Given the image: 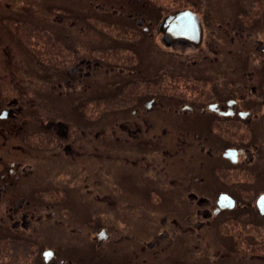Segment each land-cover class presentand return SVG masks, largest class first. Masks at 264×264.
Masks as SVG:
<instances>
[{
  "label": "flooded vegetation",
  "instance_id": "1",
  "mask_svg": "<svg viewBox=\"0 0 264 264\" xmlns=\"http://www.w3.org/2000/svg\"><path fill=\"white\" fill-rule=\"evenodd\" d=\"M263 30L264 0H0L10 262L22 243L47 264H240L245 228L264 260ZM116 205L162 228L106 246L104 228L86 252L52 243L65 218L79 238L85 216Z\"/></svg>",
  "mask_w": 264,
  "mask_h": 264
},
{
  "label": "rangeland",
  "instance_id": "2",
  "mask_svg": "<svg viewBox=\"0 0 264 264\" xmlns=\"http://www.w3.org/2000/svg\"><path fill=\"white\" fill-rule=\"evenodd\" d=\"M38 31V30H37ZM76 32V31H75ZM264 32V30H263ZM77 33V32H76ZM93 31H89L86 34H83L84 37H92L93 36ZM38 37L40 38H45V37H50L51 35L46 34L44 31H38ZM72 35V34H71ZM76 36V35H74ZM62 37V36H61ZM61 44V43H60ZM53 44V48L49 53L47 51V60H49L51 57L57 56L60 57L61 52L58 50L59 43H57L58 46H55ZM38 49L42 50V47H39ZM52 54V55H51ZM59 55V56H58ZM55 58V57H54ZM54 80V79H53ZM40 85L39 82H36V86ZM38 96V95H37ZM38 98V97H37ZM42 163H36V165H41ZM47 167H50L47 164ZM48 172V170H47ZM125 207L124 205H116L112 207H100L99 208V215L96 217L91 216L87 218L86 216L84 217V223L82 225L83 231L82 234L79 235V238L75 236V234H71L72 231L70 229L71 225L73 226L74 223L72 219L69 217L65 218L64 224L62 225V228H60V231L57 233V236L61 237H54L58 239V241H54L52 239V243L55 245L58 244L62 245V247L66 249H70L69 247L73 248L77 244H80L83 246V251L86 252L89 249L92 244L94 246H97V241H95L96 236L100 234L102 229H107L110 234V240L105 242L103 245H133L134 243L140 244V242L145 241V240H150L153 236L148 233V231L161 229L162 226L159 223L158 219H152V220H145V221H140L138 219L134 218H129L125 214ZM229 228L231 229H236L235 225L230 226ZM251 236L253 234V229L252 228H245ZM90 232V234L88 233ZM138 234V235H137ZM81 236V237H80ZM249 237H245L241 240V244L237 243L236 246L238 247V252L237 256L236 254H232L229 257H237V261L239 260L238 258L243 259V263L241 262L240 264H264V260H260L258 257L255 256V254L261 253V241L258 239H253ZM263 236V235H262ZM35 244L37 246L39 245L40 247V252L41 253L45 248H47V232L40 230L35 236ZM259 241V245L256 244V242ZM44 244V246H42ZM200 244L204 245L205 243L201 242ZM65 245V246H63ZM212 247L210 248L211 250L214 249L217 244L212 243ZM8 248H12L13 246L5 245ZM36 246V247H37ZM68 246V247H67ZM3 246L2 243H0V264H47L45 261L42 262V258L38 259L36 257L35 260H33V254L30 250L31 246L21 243V246L14 247L13 250L11 251L13 255V262H10L11 255L8 253L9 250ZM24 247V249H23ZM35 249V248H33ZM65 249V250H66ZM213 251V250H212ZM233 252H235L233 250ZM42 257V254L40 255ZM211 259H218V257H215L214 255L211 257ZM234 262L236 260H233ZM231 262V261H230ZM234 262H231V264H234ZM88 264H94L89 262Z\"/></svg>",
  "mask_w": 264,
  "mask_h": 264
},
{
  "label": "water",
  "instance_id": "3",
  "mask_svg": "<svg viewBox=\"0 0 264 264\" xmlns=\"http://www.w3.org/2000/svg\"><path fill=\"white\" fill-rule=\"evenodd\" d=\"M195 16L196 15L191 14L190 20L191 21L198 20ZM174 18H173V21L175 20ZM171 20L172 19H169L168 21H171ZM179 30H180L179 33H180L181 36L187 35V36H191L192 37L193 36L192 33H194V29H192V30L187 29L185 27V24L182 23V22H181ZM108 237H109V234L107 232H105V230H103L100 234H98L96 236V238L99 240V244H102L105 240H107ZM43 255H44L45 260L47 261V251H45Z\"/></svg>",
  "mask_w": 264,
  "mask_h": 264
},
{
  "label": "bare ground",
  "instance_id": "4",
  "mask_svg": "<svg viewBox=\"0 0 264 264\" xmlns=\"http://www.w3.org/2000/svg\"><path fill=\"white\" fill-rule=\"evenodd\" d=\"M102 232V231H101Z\"/></svg>",
  "mask_w": 264,
  "mask_h": 264
}]
</instances>
